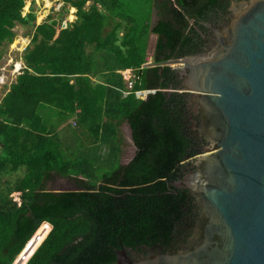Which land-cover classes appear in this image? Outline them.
Wrapping results in <instances>:
<instances>
[{
  "label": "trees",
  "instance_id": "trees-1",
  "mask_svg": "<svg viewBox=\"0 0 264 264\" xmlns=\"http://www.w3.org/2000/svg\"><path fill=\"white\" fill-rule=\"evenodd\" d=\"M62 1L76 9V21L61 28L59 18L48 17L34 26L21 56L24 67L0 101V264L13 261L41 222L50 231L25 264H112L121 247L140 252L159 246L172 253L186 242L194 209L193 198L174 184L200 145L177 70L142 68L147 37L156 35L154 63L197 54L207 41L203 22L218 21L231 0H92L88 9V0ZM34 4L0 0V57L1 47L16 37L13 28L34 21ZM153 10L158 19L151 25ZM113 17L127 24H110ZM100 51L111 57V69H131L136 77L123 97L115 73L113 102L106 87L89 78L92 52ZM135 90L155 91L137 99ZM39 105L56 111L58 123L74 115L66 127L83 136L82 146L109 139L111 120H125L133 157L99 184L75 180L76 190L47 189L55 175L69 176L71 160Z\"/></svg>",
  "mask_w": 264,
  "mask_h": 264
},
{
  "label": "water",
  "instance_id": "water-1",
  "mask_svg": "<svg viewBox=\"0 0 264 264\" xmlns=\"http://www.w3.org/2000/svg\"><path fill=\"white\" fill-rule=\"evenodd\" d=\"M207 26L205 51L142 65L179 66L189 127L204 140L176 182L198 208L191 233L175 253L119 249L112 264H264V0Z\"/></svg>",
  "mask_w": 264,
  "mask_h": 264
},
{
  "label": "rangeland",
  "instance_id": "rangeland-1",
  "mask_svg": "<svg viewBox=\"0 0 264 264\" xmlns=\"http://www.w3.org/2000/svg\"><path fill=\"white\" fill-rule=\"evenodd\" d=\"M52 1V0H51ZM35 4L34 10V21L29 22L25 25L17 24L13 31L16 37L12 43L4 44L1 47V57H0V101L4 94L9 90L10 84L15 81L16 76L20 73H16L20 66H24L21 59L23 50L29 45L31 34L33 32L34 26L42 23L48 17L61 18V28L62 21L68 10L65 9L64 5L54 3L51 5L49 0H34ZM64 7V8H63ZM65 9V10H64ZM28 11L23 10L22 16H24ZM138 20L143 18V12L139 13ZM72 19L70 15L68 17ZM151 25H153L158 19V15L155 10L150 14ZM18 40V41H17ZM156 41V35L149 32L146 42V62L153 61L152 55L154 51V44ZM23 47V48H22ZM91 52V48L87 49ZM92 57L95 60V65L97 70L103 68L111 69V60L108 57L97 59V56L103 52H92ZM18 62V67L16 64ZM173 69L179 67L178 65H171ZM129 72L123 73L124 78L129 77ZM134 73H132L133 75ZM55 122V119H51ZM59 125H56V127ZM109 126L106 125V127ZM112 132L106 130V134L109 139H105L104 143H97L96 145H83L79 149L81 142L69 141L65 143V146L69 148L68 152L62 148L65 152V156L71 160V168L68 177L54 176L52 180L46 183V188L53 191L60 190H76L75 180H82L84 182H97L99 184L102 175L107 174L115 170L120 164L126 163L131 157H133L135 148L130 139V130L128 124L123 119H113L111 120ZM66 129V128H65ZM69 129V128H67ZM69 132V131H67ZM20 172V171H19ZM19 172H16L17 175ZM13 177V176H12ZM12 200L19 201V193L13 192L10 194Z\"/></svg>",
  "mask_w": 264,
  "mask_h": 264
},
{
  "label": "crops",
  "instance_id": "crops-1",
  "mask_svg": "<svg viewBox=\"0 0 264 264\" xmlns=\"http://www.w3.org/2000/svg\"><path fill=\"white\" fill-rule=\"evenodd\" d=\"M49 1H50L51 5L54 2L56 4H58V5H60V4L62 5L63 4L65 9L68 10V13L66 14V16L64 17V19L62 21L63 22L62 23V28H65L68 24L73 23V22L76 21V15H75L76 9L74 7H71L70 5L65 4L62 0H52V1L49 0ZM91 5H93V1L92 0L86 1L85 5H84V9H88ZM96 7H97L98 11L103 10L102 7L99 4H96ZM70 15L72 16V19L68 18ZM54 19H58V18H54ZM59 19L62 20L61 18H59ZM114 21H117V22H119L122 25L127 24V22L121 20L118 17L111 18V20L109 22H110V24H112V23H114ZM101 52H103V51H101ZM105 57H108L111 60V57L106 52L105 53L103 52L102 54L97 56V59H101V58H105ZM93 60H94V58H93ZM104 65H105V63H103V67H104ZM103 67L101 69L97 70L96 65H95V60H94V69H93L91 75L89 76V78L93 82L102 83L107 89V95L110 97V99L113 102V100H115V91L114 90L118 89V88H115V73L119 74L121 76V74H123V73L125 74L127 72L132 74L133 71L131 69L113 70V69H106V68H103ZM116 78H118V77H116ZM121 79H122V84H123L124 88L123 89H118V90L119 91H124L125 90V82L123 81L122 76H121ZM108 96H107V98H108ZM37 112L41 116L42 120L45 121V123L47 125L46 126L47 129L55 128L56 133L59 135V139H60L61 144L63 146H65V143H68L69 141H72V143L73 142H76V143L81 142L83 144V141H84L83 136L81 134H79V133L72 134L70 132V129H72V128L67 129L68 127H66L68 125L72 126L71 123H73V121H74V115H70L64 122L58 123L57 113H56V111H54L50 107L44 106V105H39L37 107ZM51 119H55V122H52ZM56 125H59V126L56 127ZM67 131H69V132H67ZM109 131L111 133H113L111 130H109ZM99 142L100 141H98L97 143H99ZM100 143H104V141H101ZM82 144L79 145V149L83 147ZM73 145H74V143H73ZM126 163H123V164H126Z\"/></svg>",
  "mask_w": 264,
  "mask_h": 264
},
{
  "label": "built area",
  "instance_id": "built-area-1",
  "mask_svg": "<svg viewBox=\"0 0 264 264\" xmlns=\"http://www.w3.org/2000/svg\"><path fill=\"white\" fill-rule=\"evenodd\" d=\"M24 66H20L17 69V73L21 71ZM123 81L125 82V90L121 91V95L123 97L127 96L133 86L134 79H136L135 75L129 73V77L127 79L122 75ZM154 90H135L133 94L137 99H145L146 96L150 93H153ZM50 231V225L47 222H41L38 228L33 232V234L26 240L23 248L20 252H18L10 264H25L29 258L33 255L35 250L38 248L44 237ZM42 232V233H41ZM33 242V246L27 250L28 245Z\"/></svg>",
  "mask_w": 264,
  "mask_h": 264
},
{
  "label": "flooded vegetation",
  "instance_id": "flooded-vegetation-1",
  "mask_svg": "<svg viewBox=\"0 0 264 264\" xmlns=\"http://www.w3.org/2000/svg\"><path fill=\"white\" fill-rule=\"evenodd\" d=\"M242 1H246V0H231V2L229 3V5H228V7H227V10H226V13L224 14V15H222L221 17H220V19L218 20V21H207V22H203L204 24H203V26L207 29V36H206V44L205 45H202L201 46V49H200V52L199 53H201V52H203V51H205L207 48H208V46H209V44L211 43V30H210V28L207 26V25H210L211 27H219V26H222L230 17H231V15H232V12H233V10H234V8H238L239 6H240V4H241V2ZM196 137V136H195ZM197 139H198V142H199V145L200 146H202L203 144H204V140H202V139H199L198 137H196ZM194 169H193V167L192 166H190V165H185V167H184V169L182 170V175H181V177H180V179L179 180H182V178H183V176H185L187 173H189V172H192ZM174 187H176V188H181V187H178L177 185H176V183L174 184ZM183 189V188H182ZM185 190V189H184ZM188 193V192H187ZM189 194V193H188ZM190 195V194H189ZM190 197H192L191 195H190ZM193 198V197H192ZM192 204H193V206H194V209H193V214H192V221H193V217H194V214L197 212V207L194 205V198H193V201H192ZM193 223H194V221L192 222V227H193ZM192 227L190 228V231H189V235H190V233H191V230H192ZM181 244H183V243H181ZM180 244V245H181ZM180 245L177 247V249H176V251L179 249V247H180ZM157 247H159V246H157ZM156 247V248H157ZM143 249H142V251H136V252H139V253H142L143 255H145L147 252H148V250H150V249H156V248H148L147 250H144V247H142ZM121 249H123V250H125V252H126V254L129 256V254H130V250H132V249H130V248H128V249H125V248H123V247H121ZM163 250V249H162ZM135 251V250H134ZM164 251V250H163ZM176 251H174V252H172V253H175ZM164 252H166V251H164ZM167 253H169V252H167ZM115 254H116V252H115Z\"/></svg>",
  "mask_w": 264,
  "mask_h": 264
},
{
  "label": "bare ground",
  "instance_id": "bare-ground-1",
  "mask_svg": "<svg viewBox=\"0 0 264 264\" xmlns=\"http://www.w3.org/2000/svg\"><path fill=\"white\" fill-rule=\"evenodd\" d=\"M18 41V40H17ZM23 48V47H22ZM19 65H20V63H19ZM16 67H18V62H17V64H16ZM17 73V72H16ZM42 233V232H41ZM33 246V242L32 243H30L29 245H28V248H27V250H29L31 247Z\"/></svg>",
  "mask_w": 264,
  "mask_h": 264
}]
</instances>
